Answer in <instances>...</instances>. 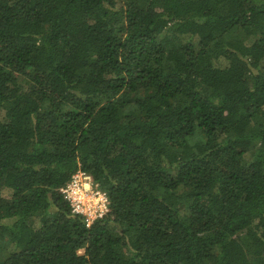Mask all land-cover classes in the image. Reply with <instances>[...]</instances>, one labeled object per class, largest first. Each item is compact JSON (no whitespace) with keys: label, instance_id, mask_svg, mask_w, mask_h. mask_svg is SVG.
Returning <instances> with one entry per match:
<instances>
[{"label":"trees","instance_id":"1","mask_svg":"<svg viewBox=\"0 0 264 264\" xmlns=\"http://www.w3.org/2000/svg\"><path fill=\"white\" fill-rule=\"evenodd\" d=\"M0 264H264V0H0Z\"/></svg>","mask_w":264,"mask_h":264},{"label":"built area","instance_id":"2","mask_svg":"<svg viewBox=\"0 0 264 264\" xmlns=\"http://www.w3.org/2000/svg\"><path fill=\"white\" fill-rule=\"evenodd\" d=\"M89 184L88 191H84L82 185ZM63 199L69 205L73 214L80 215L89 227L96 220L104 218L108 212V199L104 192L100 191L92 181V178L81 171L73 175L71 180L60 190ZM83 197L81 199L80 197ZM104 197L96 202L97 197Z\"/></svg>","mask_w":264,"mask_h":264},{"label":"clouds","instance_id":"3","mask_svg":"<svg viewBox=\"0 0 264 264\" xmlns=\"http://www.w3.org/2000/svg\"><path fill=\"white\" fill-rule=\"evenodd\" d=\"M81 172H82V171H81ZM76 173H77V172H76ZM72 177H73V176H72ZM90 177H91V176H90ZM92 181H93V180H92ZM93 183H94V182H93ZM94 184H95V183H94ZM95 185H96V184H95ZM65 186H66V185H65ZM65 186H64V187H65ZM64 187H63V188H64ZM82 187H83L84 191H88L89 188H90V185H89V184H83ZM80 198L83 199L82 196H81ZM103 199H104V197H102V196H98L96 202H99V201H101V200H103Z\"/></svg>","mask_w":264,"mask_h":264}]
</instances>
